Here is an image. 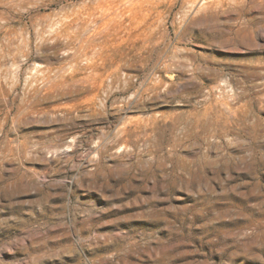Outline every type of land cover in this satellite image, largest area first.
I'll return each mask as SVG.
<instances>
[{
    "label": "rangeland",
    "instance_id": "374dc122",
    "mask_svg": "<svg viewBox=\"0 0 264 264\" xmlns=\"http://www.w3.org/2000/svg\"><path fill=\"white\" fill-rule=\"evenodd\" d=\"M0 264H264V0H0Z\"/></svg>",
    "mask_w": 264,
    "mask_h": 264
}]
</instances>
